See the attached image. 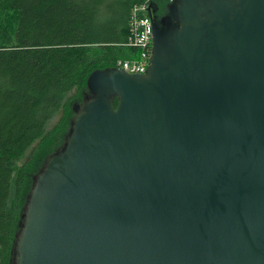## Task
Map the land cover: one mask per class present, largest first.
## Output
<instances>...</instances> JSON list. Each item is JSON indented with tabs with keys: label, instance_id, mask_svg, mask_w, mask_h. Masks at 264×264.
<instances>
[{
	"label": "water",
	"instance_id": "water-1",
	"mask_svg": "<svg viewBox=\"0 0 264 264\" xmlns=\"http://www.w3.org/2000/svg\"><path fill=\"white\" fill-rule=\"evenodd\" d=\"M167 9L146 73L90 74L12 264H264V0Z\"/></svg>",
	"mask_w": 264,
	"mask_h": 264
},
{
	"label": "trees",
	"instance_id": "trees-1",
	"mask_svg": "<svg viewBox=\"0 0 264 264\" xmlns=\"http://www.w3.org/2000/svg\"><path fill=\"white\" fill-rule=\"evenodd\" d=\"M144 1L0 0V264L13 263L32 178L63 146L90 74L137 54L123 44Z\"/></svg>",
	"mask_w": 264,
	"mask_h": 264
},
{
	"label": "built area",
	"instance_id": "built-area-1",
	"mask_svg": "<svg viewBox=\"0 0 264 264\" xmlns=\"http://www.w3.org/2000/svg\"><path fill=\"white\" fill-rule=\"evenodd\" d=\"M173 1V0H171ZM153 0H145L131 8L129 18V34L124 46L137 51L129 59L120 60L116 67L130 74L146 73L153 49V19L149 8Z\"/></svg>",
	"mask_w": 264,
	"mask_h": 264
},
{
	"label": "flooded vegetation",
	"instance_id": "flooded-vegetation-1",
	"mask_svg": "<svg viewBox=\"0 0 264 264\" xmlns=\"http://www.w3.org/2000/svg\"><path fill=\"white\" fill-rule=\"evenodd\" d=\"M171 1H166V0H153L152 6L155 9L156 16L158 18H163L168 15V5L170 4Z\"/></svg>",
	"mask_w": 264,
	"mask_h": 264
},
{
	"label": "rangeland",
	"instance_id": "rangeland-1",
	"mask_svg": "<svg viewBox=\"0 0 264 264\" xmlns=\"http://www.w3.org/2000/svg\"><path fill=\"white\" fill-rule=\"evenodd\" d=\"M123 45H124V44H123ZM63 145H64V144H63ZM62 147H63V146H62ZM62 147H61V148H62ZM61 148H60V149H61ZM39 171H40V170H39ZM39 171H38V172H39ZM38 172H37V173H38ZM37 173H36V174H37ZM36 174H35V175H36Z\"/></svg>",
	"mask_w": 264,
	"mask_h": 264
}]
</instances>
